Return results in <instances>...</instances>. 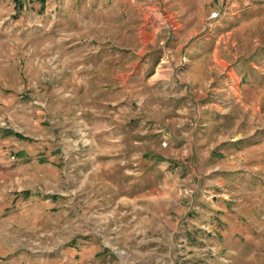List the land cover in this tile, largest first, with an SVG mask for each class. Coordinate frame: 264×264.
Segmentation results:
<instances>
[{
    "label": "rangeland",
    "instance_id": "1",
    "mask_svg": "<svg viewBox=\"0 0 264 264\" xmlns=\"http://www.w3.org/2000/svg\"><path fill=\"white\" fill-rule=\"evenodd\" d=\"M0 264H264V0H0Z\"/></svg>",
    "mask_w": 264,
    "mask_h": 264
},
{
    "label": "trees",
    "instance_id": "2",
    "mask_svg": "<svg viewBox=\"0 0 264 264\" xmlns=\"http://www.w3.org/2000/svg\"><path fill=\"white\" fill-rule=\"evenodd\" d=\"M41 2H42V5L44 6L45 5V2H46V0H40ZM8 134L9 135H13L12 133H10V132H8ZM15 136L16 137H18V138H21V139H23V136L22 135H19V134H15Z\"/></svg>",
    "mask_w": 264,
    "mask_h": 264
}]
</instances>
